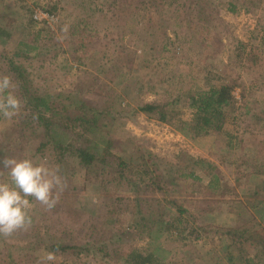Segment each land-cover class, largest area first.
Segmentation results:
<instances>
[{"label": "rangeland", "instance_id": "1", "mask_svg": "<svg viewBox=\"0 0 264 264\" xmlns=\"http://www.w3.org/2000/svg\"><path fill=\"white\" fill-rule=\"evenodd\" d=\"M2 1L13 8L0 13L4 11L7 18H12L14 34L8 43L0 39V50L14 51L17 41L29 34L31 38L36 28L51 38L48 43L55 56H49L43 66L40 61L36 63L39 85L75 94L76 82L89 81L102 94L108 91L107 86H113L123 96L129 107L125 106L124 115L109 127V133L116 140L112 150L127 162L130 172L125 179L110 168L90 172L73 158L67 169H57L53 153L39 155L38 163H46L61 177L63 187L55 190L59 199L51 209L35 201L30 212L32 223L7 237L0 235V250L6 243L22 246L15 251L19 264L60 263L62 256L46 248L49 241L62 237L88 247L102 241L109 243L116 229L137 219V197L142 201L152 199L151 202L165 197L188 199L186 204L193 212L203 205L201 200L208 198L214 209L202 220L213 225L204 235L206 238L193 247L196 251H188L207 258L218 243L222 242L223 247L222 231L236 219L231 210L233 202H246L255 189L250 181L252 167L245 159L260 158L264 149V128L251 118L257 109L264 108V0H211L204 14H200L199 5L196 10L186 8L179 13L168 8L163 19L152 4L146 9L133 6L129 12L126 9L130 0H104V5L97 4L99 0H0V9ZM157 4L163 7V3ZM31 14L33 25L28 22ZM86 14L91 32L86 46L77 53L79 36L70 24L83 21ZM176 14L180 19H175ZM151 15L153 22L148 21ZM252 47L260 60H247L245 54ZM226 81L236 83L234 93L239 98L237 118L228 120L226 134L193 136L181 130L177 121L164 122L139 111L131 112L141 101H163L178 94L184 98L199 86ZM99 94L93 92L86 97L91 100L99 98ZM179 105L182 117L191 120L193 109L184 100ZM22 108L18 115L24 112ZM15 121L0 117V159L31 155L33 143H37L34 139L24 142L23 131L14 127ZM231 135L233 141L229 144L226 139ZM22 143L25 152L20 150ZM180 152L185 154L177 156ZM151 156L154 160L147 161ZM189 156L213 163L224 188L211 190L209 176L200 169L197 174L203 177L201 182L179 177L192 170ZM151 167L161 187L145 186L151 184L150 175L140 178L143 170ZM8 178L7 169L0 167V182H9ZM49 253L54 260L46 259ZM65 261L125 264L92 249Z\"/></svg>", "mask_w": 264, "mask_h": 264}, {"label": "trees", "instance_id": "2", "mask_svg": "<svg viewBox=\"0 0 264 264\" xmlns=\"http://www.w3.org/2000/svg\"><path fill=\"white\" fill-rule=\"evenodd\" d=\"M99 1L97 4L104 5V0ZM157 3H163V7L159 8ZM150 4L157 6L158 13L163 19L168 8L179 13L186 8L196 10L199 5L200 14H204L211 0H139L138 2L130 0V7L126 10L130 12L133 6L146 9ZM2 7L1 11L13 9L10 4L3 1ZM232 10H235V7H232ZM3 13H0V39L8 43L14 34L12 18H7ZM179 17L181 16L176 14L175 19H180ZM157 18H159L158 14ZM82 20L70 24L74 34L79 36L77 53L86 46L89 39L87 34L90 36L91 32L89 15H84ZM148 21H154L152 15ZM28 22L32 25L35 23L32 14ZM28 36L30 34L17 41L14 51L0 50V75L12 77L16 85L12 91L24 103L22 108L24 112L14 117L16 121L13 125L19 131H23L21 138L24 142L37 140L36 144L33 143L35 147L32 154L26 155L28 154L26 153L24 156L35 158V162L38 163L39 155L44 157L49 151L56 158L57 169H67L70 159L73 158L90 172L105 171L110 168V171L118 172L120 179L128 177L129 174H126L130 172L128 164L112 150L116 140L109 133V127L124 115L125 106L129 107L123 96L113 86H107L108 91L103 90L102 94L98 88L92 87L89 81L76 82L75 87L78 89L75 94H69L65 89L58 91L53 88H43L37 82L35 67L37 62H42L43 66L49 56H55L51 54L54 51L53 46L48 43L51 38L43 36L41 28L33 30L31 38ZM166 48L167 46L163 47V51ZM250 49L252 50L245 54L247 60H260L256 48ZM235 84L226 81L208 87L199 86L197 90L186 93L184 98L183 95L178 94L163 101H141L135 108H131V112L139 111L164 122L177 121L181 130L193 136L210 133L220 135L224 131L226 134L225 126L228 120L231 117L237 118L235 114L238 110L239 98L234 93ZM93 92L97 94L100 92V97H93L91 100L86 97ZM182 100L193 109L191 120L182 117L179 105L182 104ZM251 118L264 128V108L257 109L251 114ZM262 131L264 133V129ZM230 137L226 139L229 144L233 141L232 135ZM262 141L264 145V138ZM22 146L23 143L20 145V150ZM22 150L25 152V147ZM180 154L182 156L185 153L180 152L177 156ZM260 154V158H254L252 161L249 157L245 159L249 163L248 166L252 167L250 181L254 183V192L248 195V199L244 200L246 202H233L231 210L236 214L235 222L222 231L225 234L223 247L222 242L218 243L217 248H212L207 258L189 252L188 248L195 250L193 247L197 246L199 240L206 238L204 235L213 225L212 222L202 220L206 213L214 209L208 203V198L201 200L203 205H198L197 212H193V209L191 210L186 204L189 202L188 199L165 197L153 199L151 202L152 199L142 201L137 197L139 206L137 217L135 215L137 219L127 224V227L123 225L116 229L114 237L109 242L111 245L102 241L88 247L75 240L55 238L47 243L46 248L54 254L61 255L63 260L53 264H71L65 261L68 257L80 256L81 253L91 249L99 252L103 257L125 264H264V149ZM146 160L153 161L154 156ZM189 161L193 163L192 170L189 173H181L179 177L201 182L203 177L197 174L200 169L209 176L207 184L211 190L222 187L223 181L219 173L214 172L217 168L213 163L192 156H189ZM204 165L209 168H205ZM143 172L140 178L152 176L151 184L145 186L161 187L156 181L152 167L144 169ZM175 175L176 171H174ZM127 182L132 184L131 180ZM135 192L138 193V190L135 189ZM114 214L115 212L110 215ZM7 236L9 235H3V238ZM19 248L22 246L6 243L0 250V264H19L20 259L17 260L15 257V251Z\"/></svg>", "mask_w": 264, "mask_h": 264}, {"label": "clouds", "instance_id": "3", "mask_svg": "<svg viewBox=\"0 0 264 264\" xmlns=\"http://www.w3.org/2000/svg\"><path fill=\"white\" fill-rule=\"evenodd\" d=\"M15 83L11 76L0 75V117L8 120L18 115L22 108L21 99L12 89ZM0 167L7 169L9 182H0V234L11 235L32 223L30 214L33 201L48 209L54 208L62 189V180L57 172L46 163H36L31 157L5 156ZM47 260L55 259L52 253Z\"/></svg>", "mask_w": 264, "mask_h": 264}]
</instances>
